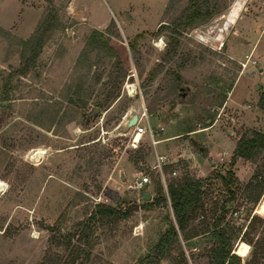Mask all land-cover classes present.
I'll return each mask as SVG.
<instances>
[{"label":"rangeland","instance_id":"obj_1","mask_svg":"<svg viewBox=\"0 0 264 264\" xmlns=\"http://www.w3.org/2000/svg\"><path fill=\"white\" fill-rule=\"evenodd\" d=\"M8 1L16 28L6 31L29 45L0 33V264H216L218 236L236 264H264V151L233 155L238 139L264 133V0ZM192 3L209 16L187 24ZM9 9L1 2L0 17ZM131 110L172 162L166 190L201 185L159 257L154 245L175 222L145 168L150 139L128 144ZM145 171L148 200L127 187ZM97 206L129 213L90 218Z\"/></svg>","mask_w":264,"mask_h":264},{"label":"trees","instance_id":"obj_2","mask_svg":"<svg viewBox=\"0 0 264 264\" xmlns=\"http://www.w3.org/2000/svg\"><path fill=\"white\" fill-rule=\"evenodd\" d=\"M188 9H190V15L186 17L187 24H191L194 19L204 20L209 14L200 13L199 9L192 3ZM40 26L36 28V32L39 31ZM0 33L13 38L17 41V46H22L27 48L29 42L27 40H23L17 38L15 36H11L8 31L0 28ZM40 42L35 43L32 54L29 58V62L33 61L37 56L40 50ZM120 56L118 57L117 64L120 65L126 59V51L122 46ZM130 50L133 48L132 44L130 45ZM112 52V50H109ZM27 61V64H28ZM27 64L20 70L21 72L25 71ZM85 103L80 102L77 104L78 108H83ZM257 105L260 109L264 110V92L259 96ZM100 103H96L94 107H100ZM264 151V133L253 131L249 136L242 137L237 140L233 149V155L238 157L250 158L259 152ZM264 184V182H263ZM262 184V185H263ZM261 188L255 195V199L258 197ZM201 195V185L199 179H187L182 184L173 185L170 184L167 187V196L170 202V207L172 210V215L174 218L175 226L173 224H169L167 229L159 236L157 242L154 245V249L158 257L165 255L167 253L169 245L177 240V232L183 233L186 222L190 219L193 212L197 209ZM166 198L163 194H160L156 203H164ZM129 213V210L120 211L112 207L107 206H97L95 211L90 214V218H94L96 215L101 216H110V217H125ZM219 237L220 246L213 248V257L216 261V264H236L235 256L233 254H229V250L225 248V239Z\"/></svg>","mask_w":264,"mask_h":264},{"label":"built area","instance_id":"obj_3","mask_svg":"<svg viewBox=\"0 0 264 264\" xmlns=\"http://www.w3.org/2000/svg\"><path fill=\"white\" fill-rule=\"evenodd\" d=\"M252 63H254V61H252ZM241 66L244 68L245 63H241ZM132 128H133L132 130L133 135L129 139V143H128L131 148L137 147L139 139L142 137V135H145L150 139L152 145V151H151L150 160L145 165V168L148 169V171H155L157 177H159V180L161 181V184L163 186L166 200L169 203L166 185L164 182L165 173L163 169L166 164L172 162L167 154L159 153L154 147L155 141L153 138V134H154L153 129L149 125L148 120H142L141 114H137L136 123L133 125ZM168 174L175 175V170L172 169ZM150 182L151 180L149 178V174L145 171L137 175L136 178L133 179L132 182L127 187L131 189L135 193V197L138 198L139 192L145 191L146 187L150 184Z\"/></svg>","mask_w":264,"mask_h":264},{"label":"water","instance_id":"obj_4","mask_svg":"<svg viewBox=\"0 0 264 264\" xmlns=\"http://www.w3.org/2000/svg\"><path fill=\"white\" fill-rule=\"evenodd\" d=\"M96 112H98V108L92 107L91 110L89 112H86L85 114H86V116H88V115H92ZM136 120H137L136 112H134V111L130 112L129 115L126 116V118H125V121L123 124V129H127V128L132 127L136 123ZM199 149H200V146H199ZM36 154H39V153H36ZM138 197L141 199L148 200L150 198V194L148 191H140Z\"/></svg>","mask_w":264,"mask_h":264},{"label":"crops","instance_id":"obj_5","mask_svg":"<svg viewBox=\"0 0 264 264\" xmlns=\"http://www.w3.org/2000/svg\"><path fill=\"white\" fill-rule=\"evenodd\" d=\"M5 3V4H7V6H8V9L10 8V6H9V1L8 0H0V3ZM12 7V6H11ZM8 11H10V13H9V17L11 16V14L13 13L12 12V8L11 9H9ZM12 16H13V14H12ZM12 16H11V18H9V17H7V18H9V19H7V18H2V17H0V28H2V29H4V30H13L14 28H16V27H14V24H13V19H12ZM16 31H17V29H15ZM240 35V34H239ZM254 43V42H253ZM251 41H243V44H242V46H246L247 48H246V51L247 50H249V49H251V46H252V44H253ZM243 49H245L244 47H243ZM259 51L260 52H263L264 53V48H262V49H259ZM234 144V143H233ZM233 147H234V145H233ZM232 147V148H233Z\"/></svg>","mask_w":264,"mask_h":264},{"label":"bare ground","instance_id":"obj_6","mask_svg":"<svg viewBox=\"0 0 264 264\" xmlns=\"http://www.w3.org/2000/svg\"><path fill=\"white\" fill-rule=\"evenodd\" d=\"M160 43H161V41L157 42L156 44L159 45ZM126 87H127V93H128V95H132V94L134 93V88H133L134 86H133L132 84H127ZM128 88H132L133 91H132V90L129 91ZM129 93H130V94H129ZM131 111H134V112H135V110H131ZM131 111H130V112H131ZM35 153H41V152H40V151H37V152H35ZM2 186H3V184H2V182L0 181V191L2 190Z\"/></svg>","mask_w":264,"mask_h":264}]
</instances>
